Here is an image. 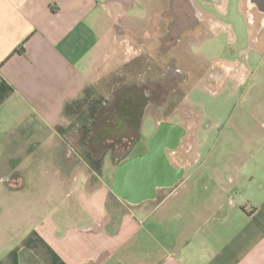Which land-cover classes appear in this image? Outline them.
Returning a JSON list of instances; mask_svg holds the SVG:
<instances>
[{
	"label": "crops",
	"instance_id": "0c3cea01",
	"mask_svg": "<svg viewBox=\"0 0 264 264\" xmlns=\"http://www.w3.org/2000/svg\"><path fill=\"white\" fill-rule=\"evenodd\" d=\"M131 1L0 0V264H264V0L250 21L261 61L222 68L215 83L233 79L241 91L244 109L225 126L237 153L215 156L221 143L200 147L183 128L185 143L165 152L172 187L129 200L116 179L92 183L77 143L60 134L67 105L115 61L113 32L142 33L145 4ZM146 153L109 152L104 164L110 154L117 171ZM22 203L23 225L3 222Z\"/></svg>",
	"mask_w": 264,
	"mask_h": 264
},
{
	"label": "rangeland",
	"instance_id": "374dc122",
	"mask_svg": "<svg viewBox=\"0 0 264 264\" xmlns=\"http://www.w3.org/2000/svg\"><path fill=\"white\" fill-rule=\"evenodd\" d=\"M137 1H140L142 6L143 3L145 4V11L142 13L144 17L141 23L142 33L137 37L123 38V41L120 31L113 32L114 36L111 38L110 45H114L113 57L115 61L104 63L99 72L102 75L91 86L92 91L80 114L84 113L85 119H89V106L91 107L93 100L97 97L108 99L113 94L114 83L119 80H125L126 83H137L147 75L155 76L164 65L170 62V57H173L176 67L187 75V80L173 92V96L168 98L167 102L174 103V109L167 114L166 121L180 124L183 128L194 131V137L189 140H194L197 145L200 144V147L202 142L210 145L216 142L221 143L216 148L215 156H229V152L234 150L236 152L238 144L232 138L230 127L226 128L225 126L227 120L235 119L237 113L244 109L242 105L244 102L240 104L241 91L236 89L237 84L233 79L226 81V84L225 82L215 83H219L216 78H224L223 72L220 71L222 68H233L240 63L256 64L261 61L262 54L255 53L252 44L253 28L251 23L253 20L256 22L260 16L257 8L248 7L247 0H190L192 6L199 13L195 18L198 23L194 27L189 26L182 34L180 33L181 35L172 40L170 32L172 29L178 28L181 21H178L177 25H175L176 21L171 23V17L167 15L166 11L172 6L173 12L179 15L180 10H176L172 2L175 1L181 5L183 0ZM138 4H134L129 9L130 13L140 11ZM152 27L156 29L154 37L151 36ZM181 28L183 29V26ZM181 28L179 32H181ZM131 43L135 45L132 47L131 53L125 52L124 45ZM262 60L264 61V58ZM211 79L215 80L209 83V88L204 87L202 82H208ZM188 111L193 114L192 121L188 120L186 116ZM151 114L149 113L143 121L140 131L141 140L132 148L134 153L145 149L150 152L149 141L153 139L158 130V123L155 122ZM79 116L77 115V124L85 120ZM75 121V118L66 117L63 124L70 127ZM209 127L211 128L208 131ZM60 134L62 135V133ZM186 140V138H182L181 142L185 143ZM243 149V153L252 150V148ZM207 151V148H199L200 156L205 157ZM109 152L112 153V151H108L106 154ZM140 155L135 156L134 159H139ZM142 156L144 155L142 154ZM110 158V154H108L103 174L108 180L114 182L116 169L112 170L108 164ZM49 184L51 185L50 182ZM6 200L10 205L8 199ZM34 205L33 203L31 206L35 207ZM18 209L19 211L15 213H6L3 222L8 224L12 217L11 223L16 222L17 225L22 226L25 222V214L28 213L29 204L22 203ZM6 229H9L8 225H5L4 231H7Z\"/></svg>",
	"mask_w": 264,
	"mask_h": 264
},
{
	"label": "flooded vegetation",
	"instance_id": "af4514ba",
	"mask_svg": "<svg viewBox=\"0 0 264 264\" xmlns=\"http://www.w3.org/2000/svg\"><path fill=\"white\" fill-rule=\"evenodd\" d=\"M182 3L178 5L172 2L173 7L180 10L179 15L173 12L172 6L166 11L167 15L171 17H169L171 23L176 21L175 25H177V22L181 21V25L170 32L172 40L181 35L189 26L194 27L198 23L195 18L199 13L192 6L190 0H183ZM180 28L181 32H179ZM186 76L182 70L176 67L173 57H170V62L164 65L155 76L147 75L137 83H126L125 80H119L114 83L113 94L108 99L97 97L93 100L89 119H85L79 124L76 120L73 126L61 128L62 133L67 139L73 138L77 146L84 144L82 145L84 148L96 154L108 151H112L115 155L119 152L128 153L140 141L139 115L142 109L146 108L144 120L149 113H152L154 120L158 122V130L153 139L149 141L150 152L145 157L153 154L157 149H162L164 152L175 150L185 133L181 125L166 121L167 114L174 109V103L167 101L170 96H173V92L187 80ZM186 116L189 119L192 118L189 111L186 112ZM166 125L173 127L172 130L178 131L173 134L172 138H176V141L172 144L169 140L162 141L161 139L163 137L160 134L161 129ZM177 175V172H171L168 178L160 180L159 186L172 187ZM151 191L153 192V190Z\"/></svg>",
	"mask_w": 264,
	"mask_h": 264
},
{
	"label": "water",
	"instance_id": "95a60500",
	"mask_svg": "<svg viewBox=\"0 0 264 264\" xmlns=\"http://www.w3.org/2000/svg\"><path fill=\"white\" fill-rule=\"evenodd\" d=\"M259 0H247L248 7H251ZM146 108L142 109L139 115V127L138 131H141L143 121L146 115ZM173 126V125H172ZM173 127L169 125L164 126L161 129L162 141H170L171 144L176 141V138H172L176 130H172ZM165 136V137H164ZM177 136V135H176ZM170 138V139H168ZM141 157V158H140ZM139 159H134L127 165L120 166L116 171L115 189L125 198L129 200H136L141 193L150 194V190H153V186L160 185V180L168 178L171 174V170L168 168V159L165 152L162 149H157L153 154L148 156H140ZM157 177H159L157 179ZM128 179V184H123V179ZM136 199H133L135 198Z\"/></svg>",
	"mask_w": 264,
	"mask_h": 264
},
{
	"label": "trees",
	"instance_id": "16d2710c",
	"mask_svg": "<svg viewBox=\"0 0 264 264\" xmlns=\"http://www.w3.org/2000/svg\"><path fill=\"white\" fill-rule=\"evenodd\" d=\"M23 50L24 49L21 47L20 49L16 50L15 54H18V53L20 54L23 52ZM91 91L92 89L90 88L87 89L81 98H79L76 102H73L72 104L67 105V107L65 108V118L69 117V118H75V120H77V115L79 116L81 109L83 108L84 104L88 101L89 93ZM90 110H91V107L89 106V112H88L89 114L91 113ZM85 116L86 115L83 113V114H80L79 117L85 119L86 118ZM59 132L62 133L61 128H59ZM82 145L77 146L78 148L77 151H79V153L84 158V160L87 161V163L89 164V167L91 168V172H93L91 182L92 183H94L95 181L99 182L100 178L103 175L104 156L106 155V153L95 155L94 153L84 148V146ZM128 153H124V156L126 157ZM113 155L115 156L114 153Z\"/></svg>",
	"mask_w": 264,
	"mask_h": 264
}]
</instances>
